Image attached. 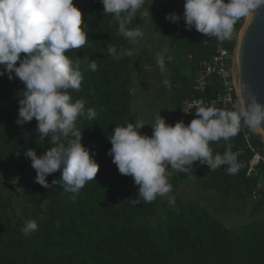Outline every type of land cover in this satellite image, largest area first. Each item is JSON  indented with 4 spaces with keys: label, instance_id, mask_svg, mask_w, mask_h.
<instances>
[{
    "label": "trees",
    "instance_id": "trees-1",
    "mask_svg": "<svg viewBox=\"0 0 264 264\" xmlns=\"http://www.w3.org/2000/svg\"><path fill=\"white\" fill-rule=\"evenodd\" d=\"M144 1L150 2L151 10L164 21L163 32L171 57L166 74L171 110L166 124L174 126L179 122L185 100L194 97L212 102L219 93L221 85L213 76L203 93L193 92L199 65L210 61L216 42L213 36L187 26L184 16V30L175 36L174 24L164 19V0ZM73 3L82 12V27L87 36L84 47L66 52L74 63L79 62L83 76L80 89H72L70 95L73 103L85 102L75 130L80 133L78 142L98 164V172L79 193L65 186L60 171L47 174V186L41 185L27 153L33 151L40 158L56 147L52 134L42 135L38 121L0 128V264H264L262 222L251 220L229 230L203 206L181 201L176 195L177 189L187 183L225 199L244 192L264 206V165H256L248 174L253 154L264 155V143L254 129L242 120L235 137L209 143L213 155L231 152L237 156L242 165L237 174L229 175L224 164L213 171L200 160L184 165L187 171L172 173L167 169L172 192L145 203L139 196V186L131 176L119 173L110 154L114 129L136 123L132 113L131 40L119 32L120 21L104 12L101 0ZM125 15L122 13L121 19ZM135 19L133 14L125 28L136 29ZM241 20L233 33L238 31ZM110 47L115 51L110 53ZM227 48L231 51L232 45ZM129 51L130 56L126 55ZM20 55L23 59L24 54ZM93 62L97 65L95 71L89 67ZM0 72H4L0 75V104L9 102L0 108V117L19 114L26 86L14 72L13 80H9L3 66ZM234 103L237 104L235 99ZM213 105L233 111L229 106H210ZM89 109H95V117L88 116ZM195 118L196 111L184 124L187 126ZM138 131L142 134L143 130ZM57 135L58 144L65 146L77 139L71 131L67 136ZM168 196L174 197L172 203ZM134 200L138 202L133 204ZM28 221L36 222L37 229L25 235L22 229Z\"/></svg>",
    "mask_w": 264,
    "mask_h": 264
},
{
    "label": "clouds",
    "instance_id": "clouds-1",
    "mask_svg": "<svg viewBox=\"0 0 264 264\" xmlns=\"http://www.w3.org/2000/svg\"><path fill=\"white\" fill-rule=\"evenodd\" d=\"M101 2L104 12L120 21L119 32L126 39L142 35L139 29H126L125 24L131 22L144 0ZM261 8H264V0H185L184 20L198 32L224 41L241 18ZM122 13H126L123 19ZM167 18L173 22L178 19L175 15ZM82 25V12L73 0H0V66L9 73V79L14 72L26 86L19 117L23 121L35 118L39 132L52 134V143L57 144L40 158L28 151L32 166L37 170L36 180L47 186L45 176L60 171L65 186L73 193H79L87 182L92 181L99 167L78 142L80 133L75 130V122L83 114L85 102L77 100L73 103L65 91L69 88L79 90L83 80L79 62L74 63L66 55V52L86 45L87 36ZM114 51L109 48L110 53ZM126 55L130 56L131 52ZM157 64L163 72L164 59L160 55ZM89 67L95 71L97 65L93 62ZM164 84L170 87L168 80ZM88 116L95 117V109H89ZM196 116L198 118L192 119L187 126L183 122L171 126L157 115L151 136L138 131L143 127V121L114 129L110 138L113 163L120 174L133 178L145 203L172 192L167 165L187 171L184 165L200 160L213 171L224 164L228 166L229 175L237 174L242 167L237 156L231 152L213 155L209 143L235 137L242 120L252 129L258 128L264 123V106L253 103L247 110L225 111L214 105L201 106L198 102ZM70 131L77 139L68 146L58 144L60 135L57 134L67 136ZM168 201L172 203L174 197L168 196ZM137 202L132 201L133 204ZM36 229V222L28 221L22 232L28 235Z\"/></svg>",
    "mask_w": 264,
    "mask_h": 264
},
{
    "label": "rangeland",
    "instance_id": "rangeland-1",
    "mask_svg": "<svg viewBox=\"0 0 264 264\" xmlns=\"http://www.w3.org/2000/svg\"><path fill=\"white\" fill-rule=\"evenodd\" d=\"M151 17L152 13H148V11L145 12V6L141 5V7L136 11V17L139 18V27L137 29H139L142 32V35L139 37H136L133 39V41L131 40V44H132V67H133V76H134V81L136 76L139 77H144L146 78V76L151 75V74H159L157 70H155L157 73H153L154 70L152 68H158L159 66L157 64V59H149L148 56L146 57V55H144V49L145 46L148 45V43L145 45L144 43L147 42V36L144 34L143 30L144 29H148L149 26L147 23H145V25H142V21L143 19H145L144 17ZM149 32V31H148ZM147 32V33H148ZM149 33H152L151 31ZM155 35V33H153ZM146 36V37H145ZM146 38V39H144ZM163 38L160 36H158L157 42L159 44V50L158 52H156L157 57L158 55L163 56L165 58V63L169 65V60L168 57L169 52H168V46L167 43H163ZM166 40V38H164ZM236 57V56H235ZM235 62V60H234ZM170 67V65H169ZM235 68V67H234ZM152 69L151 72H149V70ZM167 69V66H164V70ZM160 70V69H159ZM235 72V71H234ZM160 79V80H159ZM9 80H13L12 78ZM159 80V84L163 85L160 88V95L158 97L154 96V93H152L151 90H149L148 88H146L145 91H141L140 89L136 88V84L132 85V93H133V102H132V113L136 118V122L138 121H143V131H142V135H146V136H151L152 132H153V127H154V123H152V121H149L148 119H155L157 115H164L168 112H170L171 107L168 106L169 104L167 102H165V96L163 95V93L167 92L169 94V88L167 85H164V81L167 80V76H163V77H158ZM146 83L148 84H152V86H157V82L156 80H147ZM150 84V85H151ZM13 85H14V81L12 82L11 85V91H13ZM159 86V85H158ZM157 91V90H155ZM141 93H143L141 95ZM9 102H3L0 104V108L5 107ZM239 108L242 109V105H240L239 103ZM255 134H257L259 136V138L261 139V141L264 143L263 138L260 136V134L257 132L256 129H254ZM171 167V165H167V169L169 170V168ZM191 185L187 184V183H183L176 191V195L178 197L179 200L181 201H191V202H195L201 206H203L204 208H206V210L208 211L209 215L215 219H217L226 229L229 230H234L237 229L238 227L245 225L246 223L250 222V221H246L248 220L247 216H243L241 215L240 217L243 218L242 219H236V217L234 216V213L237 211V207L233 204V202L231 203V201L234 199L233 197L229 198V199H225L222 198L221 196H218L217 194H215L217 197H220L222 199H224L225 201H228L229 203H225L224 202V206H223V210H218L217 206H211V210H209L208 207H205L203 204H201V200H199L198 196H196V194H194V191H192V189L189 187ZM205 194H213V192H207ZM198 197V198H197ZM211 205V204H210ZM214 205V204H213ZM246 211L249 212L247 210L246 207ZM250 220V219H249ZM254 220V219H252Z\"/></svg>",
    "mask_w": 264,
    "mask_h": 264
},
{
    "label": "built area",
    "instance_id": "built-area-1",
    "mask_svg": "<svg viewBox=\"0 0 264 264\" xmlns=\"http://www.w3.org/2000/svg\"><path fill=\"white\" fill-rule=\"evenodd\" d=\"M184 2L185 0H164L166 6L164 19L166 23L174 24L173 34L175 36H178L184 30V27L181 25V20L184 16ZM171 15L177 16L178 19L175 22L171 21L167 18ZM239 35L240 29H238L236 33L232 32L224 41H220L213 36L216 42L215 52L210 61L200 63L199 69L195 74L193 92L199 94L203 93L206 89L209 78L212 76L219 81L221 89L212 102L194 97L185 100L180 107L179 122L185 123L191 113L196 111L198 102H201V106L205 107L215 104L220 106H229L232 110H240L234 76V57L238 45ZM229 45H232L231 51L227 48ZM234 99L237 101V104L234 103ZM244 137L247 141V136ZM258 164L264 165V155L253 154L251 160L249 161L248 174L252 173L254 171V167Z\"/></svg>",
    "mask_w": 264,
    "mask_h": 264
},
{
    "label": "water",
    "instance_id": "water-1",
    "mask_svg": "<svg viewBox=\"0 0 264 264\" xmlns=\"http://www.w3.org/2000/svg\"><path fill=\"white\" fill-rule=\"evenodd\" d=\"M243 22L244 17L239 24V29L242 28ZM235 56L238 102L240 105L242 102L245 110L253 103L264 106V8L251 13L238 42ZM65 91L71 95L72 89ZM34 121L37 120L33 118L31 121H23L19 114L4 115L0 117V128ZM258 128L264 133V123Z\"/></svg>",
    "mask_w": 264,
    "mask_h": 264
},
{
    "label": "crops",
    "instance_id": "crops-1",
    "mask_svg": "<svg viewBox=\"0 0 264 264\" xmlns=\"http://www.w3.org/2000/svg\"><path fill=\"white\" fill-rule=\"evenodd\" d=\"M143 6H145V12L148 11V13H152L151 17H144L145 19H143L142 21V25H145V23L148 24L149 28L148 29H144L143 32L144 34L147 36V42H145L144 44L146 45L148 42V45L145 46V51H144V55H146V57L148 56L149 59H157V54L156 52H158L159 50V44L157 42L158 36L162 37L163 39V43H166V40L164 39V32H163V27H164V21L163 19H160L158 17V13L155 12V10H151V5L150 2H146L144 1ZM135 17H136V12L134 13ZM136 29L139 27V18L136 17ZM151 31L152 33H149ZM148 32V33H147ZM155 33V35L153 34ZM145 36V37H146ZM133 41V39H132ZM169 52V51H168ZM163 57V56H162ZM164 59V66H167V69H165L163 72H161L158 68H152L154 70L153 73H157L155 70L159 71V74H151L146 76V78L144 77H139L136 76L135 81L133 83V85L136 84V88L140 89L141 91H145L146 88H148L149 90L152 91V93H154L155 97H158L160 95V88L163 85L159 84V80L158 77H166L167 72L169 71V65L171 66V57H168L167 60H169V65L165 63V58ZM152 69L149 70V72L152 71ZM132 71L133 67H132ZM147 80H156L157 86H152V84H148L146 83ZM165 85V84H164ZM157 90V91H155ZM143 93H141L142 95ZM163 95L165 96V102H168V98H169V94L167 92L163 93ZM169 106V105H168ZM169 113V112H168ZM164 114V115H160V117L165 119L166 122V115L168 114ZM149 121L155 122V119H148ZM143 130V129H142ZM169 170L174 173L175 169H172L171 167L169 168ZM192 191H194V194H196V196H198L197 198L199 200H201V204H203L205 207H208L209 210H211V206H217L218 210H223V206H224V202L225 203H229L228 201H225L224 199L217 197L214 193L213 194H205L207 192H203L201 190H197L196 188L189 186ZM233 202V204L237 207V211L234 213V216L236 217V219H242L240 216L241 215H245L247 216L248 220L246 221H251L252 219H254V221H260L264 224V206L262 205L261 201L257 200L254 197H249L246 195V193L241 192L237 197H234V199L231 201V203ZM211 204V205H210ZM214 204V205H213ZM246 207L247 210L249 212L246 211ZM250 219V220H249ZM253 221V220H252Z\"/></svg>",
    "mask_w": 264,
    "mask_h": 264
},
{
    "label": "bare ground",
    "instance_id": "bare-ground-1",
    "mask_svg": "<svg viewBox=\"0 0 264 264\" xmlns=\"http://www.w3.org/2000/svg\"><path fill=\"white\" fill-rule=\"evenodd\" d=\"M250 15H251V14H250ZM250 15L244 17V22H243V26H242V28L240 29V35H239L238 42H239L240 38L242 37V34H243V32H244V30H245V28H246V26H247V23H248V20H249V18H250ZM236 55H237V54H236ZM234 60H235V62H234V63H235L234 67L236 68V57H234ZM234 76H235L236 94L239 95L238 87H237V75H236V70H235V72H234ZM241 105H242V107H243L242 102H241ZM256 130H257V132L260 134V136H261V137L263 138V140H264V133L261 132V130H260L259 128H256ZM258 195H259V194H258ZM198 210H199V208H198ZM203 211H204V210H203Z\"/></svg>",
    "mask_w": 264,
    "mask_h": 264
}]
</instances>
